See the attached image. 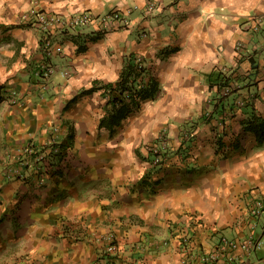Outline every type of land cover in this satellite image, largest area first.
I'll return each instance as SVG.
<instances>
[{
	"label": "crops",
	"instance_id": "1",
	"mask_svg": "<svg viewBox=\"0 0 264 264\" xmlns=\"http://www.w3.org/2000/svg\"><path fill=\"white\" fill-rule=\"evenodd\" d=\"M32 9L121 20L45 34ZM131 55L160 92L110 129L108 94L89 89ZM252 111L264 118V0H0V264H264ZM28 141L45 157L22 165ZM251 234L259 248L219 250Z\"/></svg>",
	"mask_w": 264,
	"mask_h": 264
},
{
	"label": "trees",
	"instance_id": "2",
	"mask_svg": "<svg viewBox=\"0 0 264 264\" xmlns=\"http://www.w3.org/2000/svg\"><path fill=\"white\" fill-rule=\"evenodd\" d=\"M134 60H136V58L134 59L132 55L126 59L120 76L115 83H102L98 86L94 83L89 89L104 88L105 92L108 94V107L106 108L107 111L102 119V123L110 129L118 125L123 118L133 111V109H139L142 100L154 98L160 92V86L156 79L150 78L145 83L136 79L142 76L146 72V69L141 63L135 62ZM211 81L217 86L218 90H220L222 86L231 82V77L217 70L211 74ZM221 100H223V97ZM226 104L228 103L226 102L224 105ZM245 128L254 131L259 141L264 139V118L256 112H251V117L247 121ZM222 143L224 142H219V144ZM59 150V153H61V151L64 150V146H60ZM162 155L163 157L167 156L166 153H162Z\"/></svg>",
	"mask_w": 264,
	"mask_h": 264
},
{
	"label": "built area",
	"instance_id": "3",
	"mask_svg": "<svg viewBox=\"0 0 264 264\" xmlns=\"http://www.w3.org/2000/svg\"><path fill=\"white\" fill-rule=\"evenodd\" d=\"M148 6H151L152 3L149 4L147 2ZM31 13L35 18V23L36 27L38 30L41 32H44L45 34H49L54 29L58 27H72V28H77V27H84L88 26L90 24H95L96 28L101 31H108L111 29H114L116 24L118 23L119 20H121V15L118 12V10L106 12V13H100V14H93L91 12H79L77 14H72L68 17H65L63 15H58V14H50V13H43L39 12L35 9L31 10ZM238 49L242 47V44H238ZM57 50H60V46L56 47ZM138 62H140V59H138ZM142 65V64H141ZM55 66L54 65H49V64H42L40 68L38 69V74L48 78L52 72L54 71ZM64 75H68V71H64ZM223 93L224 94H229L230 90V85L224 86L223 88ZM244 99H238L237 104H244ZM21 154L26 155V156H35L37 161H41L44 159L45 155L44 153H41L34 143L32 141H28L25 144L21 146V152L18 155V161L20 164L24 165L26 163L25 158L21 157ZM163 159V155L161 152H158V154L154 158V162L158 163ZM36 169H39V166L36 167ZM11 176L14 174H18L19 170L17 167H13L10 171H8ZM264 208V199L255 197L253 198V201L249 207V214L252 218L259 217L263 211ZM112 238V237H111ZM261 241L259 238H255L253 234L249 235L247 238L244 240H230L228 238H224L223 241L219 244V250L225 249L227 246L231 247H238L241 246L244 250L246 251H251L254 249H257L260 247ZM219 252V251H217ZM215 253V255L218 253ZM33 264H39V263H33Z\"/></svg>",
	"mask_w": 264,
	"mask_h": 264
},
{
	"label": "rangeland",
	"instance_id": "4",
	"mask_svg": "<svg viewBox=\"0 0 264 264\" xmlns=\"http://www.w3.org/2000/svg\"><path fill=\"white\" fill-rule=\"evenodd\" d=\"M264 209V208H263ZM259 232H260V230H259ZM255 238H257V237H255ZM263 238V241H264V237H262ZM260 239V238H259ZM260 241H261V239H260ZM262 242V241H261Z\"/></svg>",
	"mask_w": 264,
	"mask_h": 264
}]
</instances>
